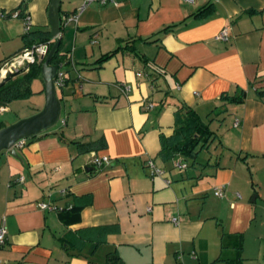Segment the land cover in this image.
<instances>
[{
    "label": "crops",
    "instance_id": "obj_1",
    "mask_svg": "<svg viewBox=\"0 0 264 264\" xmlns=\"http://www.w3.org/2000/svg\"><path fill=\"white\" fill-rule=\"evenodd\" d=\"M48 2L0 0V12L22 8L29 30L49 32ZM81 2L59 0L72 62L54 87L59 135L0 153V264H264V0H113L61 26ZM221 30L227 40H213ZM22 34L20 19L0 20V62ZM30 90L36 102L16 120L44 105L42 80ZM181 105L211 139L193 160L162 159ZM92 155L109 164L92 167Z\"/></svg>",
    "mask_w": 264,
    "mask_h": 264
},
{
    "label": "trees",
    "instance_id": "obj_2",
    "mask_svg": "<svg viewBox=\"0 0 264 264\" xmlns=\"http://www.w3.org/2000/svg\"><path fill=\"white\" fill-rule=\"evenodd\" d=\"M18 17L22 19L26 14L23 9L19 8ZM206 11V8L202 9L200 13ZM59 31L62 28L59 25ZM23 46L20 50L29 49L31 46L49 43V50L52 47L54 41L48 31L28 30L21 36ZM110 54H106L94 62L95 67H99L104 61L111 57ZM7 62V60L0 62V68ZM71 62L68 54L61 53V43L60 38H58V46L50 58V66H67ZM42 63H34L25 65L23 68L17 71H11L6 74V77L0 82V110L5 109L7 105L14 101H24L31 96L30 85L34 79H41L40 67ZM63 74V86L66 84V77ZM221 102L229 103L231 100L236 101V97H229L226 95L221 96ZM173 129L169 137L163 138L159 136V155L162 159L170 158L174 155H180L185 160H193L195 156V149L203 148L208 141L211 139V132L208 130L207 126L204 125L197 115L187 106L181 105L176 109L173 115ZM5 127L0 123V129ZM55 134L59 135L57 130L45 131L37 136L28 138L26 140H34L36 138ZM74 238L83 243L89 239L85 237L83 230L74 231ZM103 264H120L119 259L115 255H109L105 258Z\"/></svg>",
    "mask_w": 264,
    "mask_h": 264
},
{
    "label": "water",
    "instance_id": "obj_3",
    "mask_svg": "<svg viewBox=\"0 0 264 264\" xmlns=\"http://www.w3.org/2000/svg\"><path fill=\"white\" fill-rule=\"evenodd\" d=\"M59 0H49L47 8V21L49 34L55 38L59 32L58 24ZM58 46V38L48 51L40 67L41 80L43 82L44 105L40 111L24 119L0 129V153L7 152L15 157V144L19 141L37 136L53 127L59 117V102L55 96L53 78L57 71L56 66H50L49 61ZM6 77V73L0 76V82ZM93 170L88 168L86 171Z\"/></svg>",
    "mask_w": 264,
    "mask_h": 264
},
{
    "label": "built area",
    "instance_id": "obj_4",
    "mask_svg": "<svg viewBox=\"0 0 264 264\" xmlns=\"http://www.w3.org/2000/svg\"><path fill=\"white\" fill-rule=\"evenodd\" d=\"M113 3V0H82L81 5L75 10L74 13L72 14H67L63 15L60 18L61 26H64L66 23L69 22H76L78 15L83 11L84 8L90 6V5H97V6H104L106 4ZM7 18L11 19H20L18 17V11H13L8 14L4 12H0V20H4ZM22 28H23V33L27 32L30 29L29 26V21L27 15L22 17L20 19ZM58 38V35L55 37ZM55 38H52L51 41H54ZM213 40L215 41H226L227 40V34L225 30H221L217 34L213 36ZM49 43L46 42L44 44H38L31 46L29 49L23 50L19 52L18 54L14 55L12 58L9 59L7 63L4 64V69L2 73H9L11 71H17L21 68H23L25 65L29 64H34V63H42L43 60L45 59L48 51H49ZM93 43V42H91ZM56 71L55 77L53 79V85L54 87H59L61 88L63 86V74L61 70L59 69ZM124 93H127L129 91L128 87L123 86ZM4 109H1L3 111ZM24 140L19 141L15 144V148H20L23 146ZM109 164V159L107 157H96V156H91L90 158V165L94 168H100L102 166L108 165ZM146 166L150 170V175L156 174L158 175L160 172L158 170H155L151 164L150 161L146 162ZM179 169H184L185 165L184 164H177L176 165ZM22 179L20 178L18 181H21ZM213 195L215 197H220L221 193L220 190H214ZM236 198H238V195H235ZM39 210L41 211H58L60 210L54 205L51 204H45V203H39L38 205ZM173 223H175L174 220H172ZM5 242V230L3 227V224H0V247L4 244Z\"/></svg>",
    "mask_w": 264,
    "mask_h": 264
},
{
    "label": "rangeland",
    "instance_id": "obj_5",
    "mask_svg": "<svg viewBox=\"0 0 264 264\" xmlns=\"http://www.w3.org/2000/svg\"><path fill=\"white\" fill-rule=\"evenodd\" d=\"M34 92L37 93V90H35ZM34 92H31V96L28 99H26L24 101H14L10 105V107L6 106L5 107L6 111L0 110V123H2L6 127V126H9V125L17 122L19 119H21V118H19L18 120H16L17 119L15 116L16 114H17V116L22 115V117H23V115H24V117H25L27 109L32 108V105L34 104V102H36V97H35L36 95L33 94ZM57 95H59V94L57 93ZM63 117H64V114H61L60 119L56 122V124L53 127H51L50 129H48L47 131L58 130L60 125H61V121H63V119H62ZM14 119H15V122L11 123V120L14 121ZM9 123H11V124H9Z\"/></svg>",
    "mask_w": 264,
    "mask_h": 264
}]
</instances>
